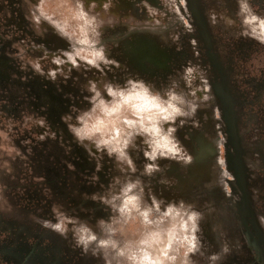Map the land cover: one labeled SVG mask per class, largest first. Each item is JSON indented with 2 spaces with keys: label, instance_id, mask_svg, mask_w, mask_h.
Here are the masks:
<instances>
[{
  "label": "rangeland",
  "instance_id": "rangeland-1",
  "mask_svg": "<svg viewBox=\"0 0 264 264\" xmlns=\"http://www.w3.org/2000/svg\"><path fill=\"white\" fill-rule=\"evenodd\" d=\"M247 31L238 0H0V264H264V44ZM129 81L183 114L94 103L92 85L108 101ZM58 214L66 235L42 226ZM79 224L109 246L78 247Z\"/></svg>",
  "mask_w": 264,
  "mask_h": 264
},
{
  "label": "clouds",
  "instance_id": "clouds-1",
  "mask_svg": "<svg viewBox=\"0 0 264 264\" xmlns=\"http://www.w3.org/2000/svg\"><path fill=\"white\" fill-rule=\"evenodd\" d=\"M238 4L239 15L242 17V23L248 30L246 34H250L253 39H256L261 44H264V17H260L253 12L248 0H238ZM79 7L81 14L85 17V19H89L90 23L94 22V19L89 18L88 14L83 11V5L81 4ZM96 56L98 59L102 60L103 50L97 49ZM195 71L196 70L194 68H186V76L188 78H194L193 73ZM105 88L107 90L108 96L111 98L108 101L101 99L100 93L96 91V86L92 85L91 90L95 94L94 103L97 106L115 105L117 107L128 106L131 108V106L135 105L137 109L156 108L163 109L177 115H182L183 111L180 105L186 103L183 98L177 95L175 92H169L164 96L159 93L152 92L143 81H129L125 86L105 85ZM136 123L139 124V121ZM70 131H72L78 139L86 138L82 135L81 127L70 126ZM144 131H148V129L144 128ZM152 131L155 133L152 139L153 149L148 155L149 159L155 160L157 158L156 146H163L165 143L169 142L174 129L166 130L163 127H160L159 130L153 128ZM190 159L191 158H189V162ZM146 167L148 172L153 170L152 166ZM134 186L135 185L133 184H129L128 190H131V188ZM132 199H135V197H132ZM198 216L199 213L191 212V218L193 220H195ZM42 226L49 228L61 235H66L68 232V227L66 225L65 219L62 217V214L57 215L56 223L51 221H43ZM101 227L103 229V222H101ZM72 232L76 245L78 247H82L85 251H88L92 246H95V248L98 249H103L109 246L108 239L98 238V236L85 224H79L78 226L74 227ZM197 251H199V249L194 247L193 252ZM117 255H122V253L117 252ZM208 259L210 264H216V262L220 260L221 257L219 254H213L208 257ZM185 264H193V262L187 260Z\"/></svg>",
  "mask_w": 264,
  "mask_h": 264
},
{
  "label": "bare ground",
  "instance_id": "bare-ground-1",
  "mask_svg": "<svg viewBox=\"0 0 264 264\" xmlns=\"http://www.w3.org/2000/svg\"><path fill=\"white\" fill-rule=\"evenodd\" d=\"M145 114H146L145 117H146V118H149V117H148V116H150L149 112H147V113H145ZM168 145H169V144H168ZM210 151H211V148H209V150H207V149H202L201 154H207V153H209ZM143 258H152V257L149 255V253L145 252V253H143L141 260H142ZM152 259L155 260V264H159V263L157 262V259H159V257H155V258H152Z\"/></svg>",
  "mask_w": 264,
  "mask_h": 264
},
{
  "label": "flooded vegetation",
  "instance_id": "flooded-vegetation-1",
  "mask_svg": "<svg viewBox=\"0 0 264 264\" xmlns=\"http://www.w3.org/2000/svg\"><path fill=\"white\" fill-rule=\"evenodd\" d=\"M210 147H207L205 149L209 150ZM131 264H155V260L152 258H143L142 260H138L137 262H130Z\"/></svg>",
  "mask_w": 264,
  "mask_h": 264
}]
</instances>
